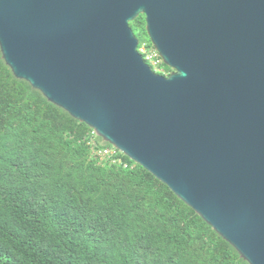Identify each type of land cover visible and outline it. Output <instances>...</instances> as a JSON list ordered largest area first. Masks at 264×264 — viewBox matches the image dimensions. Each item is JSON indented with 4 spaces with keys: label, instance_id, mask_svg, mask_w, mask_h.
<instances>
[{
    "label": "water",
    "instance_id": "95a60500",
    "mask_svg": "<svg viewBox=\"0 0 264 264\" xmlns=\"http://www.w3.org/2000/svg\"><path fill=\"white\" fill-rule=\"evenodd\" d=\"M141 14L168 75L139 51ZM15 77L264 264V0H0Z\"/></svg>",
    "mask_w": 264,
    "mask_h": 264
},
{
    "label": "trees",
    "instance_id": "16d2710c",
    "mask_svg": "<svg viewBox=\"0 0 264 264\" xmlns=\"http://www.w3.org/2000/svg\"><path fill=\"white\" fill-rule=\"evenodd\" d=\"M145 22H130L136 35ZM105 147L15 77L0 48V264H249L165 183Z\"/></svg>",
    "mask_w": 264,
    "mask_h": 264
},
{
    "label": "built area",
    "instance_id": "2783aa9c",
    "mask_svg": "<svg viewBox=\"0 0 264 264\" xmlns=\"http://www.w3.org/2000/svg\"><path fill=\"white\" fill-rule=\"evenodd\" d=\"M139 51L148 64L154 67H159L162 58H160L161 55L155 47L151 48L147 43H143L142 45H139ZM157 72H161L160 69ZM117 151L118 150L114 147H105L100 149L98 153L102 156H114L117 154Z\"/></svg>",
    "mask_w": 264,
    "mask_h": 264
},
{
    "label": "rangeland",
    "instance_id": "374dc122",
    "mask_svg": "<svg viewBox=\"0 0 264 264\" xmlns=\"http://www.w3.org/2000/svg\"><path fill=\"white\" fill-rule=\"evenodd\" d=\"M145 21H146V18H145ZM145 28H146V22H145ZM137 37L140 39L141 43H147L148 46H150L151 48H154V45L152 44L151 39L148 36V34L146 33V31L145 32L143 30L138 31ZM161 61L162 62H160L159 67H154V66H151V67L154 69L155 72H157L160 69L161 72H157V73H162V74L168 75L169 72L165 69V63L163 62L162 59H161Z\"/></svg>",
    "mask_w": 264,
    "mask_h": 264
}]
</instances>
